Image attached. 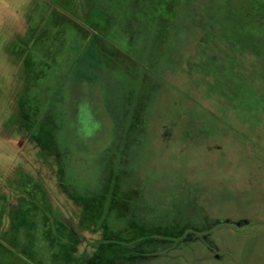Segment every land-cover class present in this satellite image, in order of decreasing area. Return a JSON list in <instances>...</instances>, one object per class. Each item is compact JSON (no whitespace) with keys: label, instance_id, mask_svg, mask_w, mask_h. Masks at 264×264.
Instances as JSON below:
<instances>
[{"label":"rangeland","instance_id":"obj_1","mask_svg":"<svg viewBox=\"0 0 264 264\" xmlns=\"http://www.w3.org/2000/svg\"><path fill=\"white\" fill-rule=\"evenodd\" d=\"M139 1L0 0V264H79L65 261L68 244L56 232L92 218L80 197L96 191L100 157L118 145L124 114L141 201L161 204L175 188L186 192L189 179L207 184L206 198H195L219 222L211 237L222 258L202 264H264V44L237 38L230 61L218 49L202 59L188 47L197 39L194 0L183 14V0H174L177 26L171 31L169 20L158 36L153 22L139 29L125 20L138 16ZM116 219L110 228L123 225ZM224 220L248 225L235 232ZM80 234L75 250L87 259L102 237ZM176 252L181 258L154 252L136 264L207 256L198 244Z\"/></svg>","mask_w":264,"mask_h":264},{"label":"flooded vegetation","instance_id":"obj_2","mask_svg":"<svg viewBox=\"0 0 264 264\" xmlns=\"http://www.w3.org/2000/svg\"><path fill=\"white\" fill-rule=\"evenodd\" d=\"M259 1L264 4V0ZM127 101L125 105H127ZM125 115L122 116L123 121L120 120L118 126H116L119 130L124 129L126 131L130 127L127 125L131 121ZM165 128L161 130V135L163 141L168 142L171 138V132H168ZM125 131L117 132L116 143L118 145L113 148H107L100 157L101 171L96 191L86 192L81 197H76V199H79L78 197L81 198L80 202H83V205L88 204V201L91 203L89 210L92 212L93 224L90 229L79 228L81 233L89 232L91 235L102 237L96 241L104 240L108 235L112 239L118 240V244H121L124 251H136L142 245V242L133 239L134 236L154 235L158 237L160 234L167 237H161L157 240L156 245L147 249L149 254L156 253L155 258L162 256L167 259L181 258L176 251H180L181 248H190L191 250L193 245L198 244L199 247L205 250L207 255L206 257L198 256L200 258L198 262L208 261L207 259L217 262L221 260L222 256L219 255L218 246L211 237L212 224L213 226L214 224L219 225V222L216 221V217V219L213 218L212 220L214 223L211 222L212 214L209 203L204 199L202 200V198H195L196 193H203L205 197L204 193L207 192V184L202 187V184L200 186L194 179H189L186 192L183 189L178 190L175 188V195L172 198L168 197V199L163 200V204H159L156 201H141L143 187L137 185L138 180L134 179V170L129 168L128 165L132 154L128 142L126 143L128 134ZM131 177H133L132 184L130 182ZM117 179L121 182L122 191L114 186ZM106 197L108 198L107 203H105ZM113 201H115V204L112 203ZM111 217L114 219L112 225L115 221H119L116 217L124 220L122 222L123 225H118L114 229L110 228L111 226L107 220ZM221 223L233 228L235 232L241 231L243 225H248L243 220L235 222L224 220ZM145 226L153 228L147 230ZM115 236H117V239L114 238ZM124 236L130 238H124ZM131 240H134V243H128ZM189 259L187 257V261Z\"/></svg>","mask_w":264,"mask_h":264},{"label":"trees","instance_id":"obj_3","mask_svg":"<svg viewBox=\"0 0 264 264\" xmlns=\"http://www.w3.org/2000/svg\"><path fill=\"white\" fill-rule=\"evenodd\" d=\"M189 3V0H183V3H180L178 9L180 8V6L182 7L183 11H180L182 14L183 12L190 11L188 9ZM134 5L141 6L142 3H140L139 1L135 2ZM192 5L194 15L196 16L197 20L195 21V26H193V28H190V31L193 33V36L197 39H195V41L192 42V44H190L188 47H190L191 49L192 47H194V49L195 47H199L198 50L202 59H204L208 54L211 55L212 59H215L216 57L214 54V50L218 49L219 51H221L220 55L218 56L224 55L225 61H230L231 56L234 55V53L237 51L234 48L235 43H232V41L237 38L240 39L242 42H250L247 43L249 44L250 48L256 44H258V46L264 44V38H262V35H260V33H264V30L260 29L264 28V4H262L261 1L194 0V3ZM142 6L143 8L141 7V9L137 8V12L139 13L138 16H135L133 18L130 17L129 19L126 15L127 19L125 20L128 21V23L131 25V28H133V26L137 24L138 26L135 25V27H139V29H144L146 23L153 22L154 25L157 27L154 35L158 36L159 31L163 30L162 27L169 24V20L173 22L171 23V31L174 25L177 26L176 19L179 20V18L177 17V12L174 9V0H144ZM189 8L191 9V6H189ZM92 11L93 10L90 7V17H92ZM144 21L145 24L143 23ZM135 30L131 32V35L133 34L134 36H141L142 30ZM172 35L176 36L175 33H172L171 36ZM172 39L174 38L172 37ZM250 48H248V52L253 51V49L251 50ZM186 49L187 50H184L185 53L184 55H182V58L179 60L178 64L181 73L183 70L190 66V58L187 57V53L188 51L192 50H188V48ZM243 53L244 55L247 54V52ZM88 204L91 205L89 201ZM92 224V218H86L83 216L82 224L79 225V228L90 229ZM79 228L76 231L75 229L73 231L65 228L61 231H58V233L56 232L59 237L58 239L62 238L64 239V243L68 244V247H65L64 249V252H66L65 261L71 256L72 258H76L79 264H136L137 261L144 260L147 258L146 255L149 254L147 252V249H150L151 246L156 245V242H158L157 240H159L161 237H167L165 235L161 236L160 234L158 235V237L154 235L134 236L133 239H137L139 242H142V245H140V247L136 251H124L122 249L121 244H118V240H114L107 235L105 237L106 240L104 239L96 241L92 245L96 249L91 253V255L87 259H84L81 255H78V252L75 250L77 248V245L80 244L82 240V235L80 234L81 232H78ZM151 228L153 227L145 226V229L147 230ZM54 237L56 236L50 234V239H55ZM114 238L117 239V236H115ZM124 238L130 237L124 236ZM128 243H134V240H131ZM3 255L5 256L6 254L4 253ZM3 255L0 254V257H3ZM30 263V260H28V262H23V264ZM199 263L202 264V262Z\"/></svg>","mask_w":264,"mask_h":264}]
</instances>
